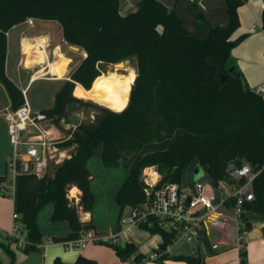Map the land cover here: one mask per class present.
<instances>
[{
	"label": "trees",
	"instance_id": "1",
	"mask_svg": "<svg viewBox=\"0 0 264 264\" xmlns=\"http://www.w3.org/2000/svg\"><path fill=\"white\" fill-rule=\"evenodd\" d=\"M246 1L225 0L227 23H209L207 35L200 37L185 26L177 7L169 9L160 0H140L135 10L125 14L121 0H0V82L12 109L21 107L25 99L7 72L8 34L30 19L58 21L65 42L86 51L62 80L54 105L43 111L59 122L68 117L71 108L95 109L94 118L79 123L73 131L66 144H75L74 152L53 175L38 178L20 173L15 178L14 210L31 241L25 251L36 250L42 243L37 216L50 203L54 204L51 220L68 221L71 227L67 236L54 241L74 240L82 230L95 229L92 221H82L80 215L81 211L92 212L96 201L88 167L94 156L108 167L120 166L126 153L136 156L116 193L120 215L126 207L144 201L143 171L148 167L157 168L162 183H181L196 160L217 182L226 177L230 161L248 162L258 172L255 198L248 209L264 219V95L251 88L231 63L232 49L246 37L233 38L241 26L239 7ZM197 16L205 19L201 10ZM127 58L137 59L138 73L126 108L116 111L77 93L81 85L92 90L109 64ZM5 179L6 175L0 176V181ZM73 187L81 191L78 202L69 196ZM154 232L165 238L163 247L173 243L170 233ZM0 245L14 259L11 242ZM114 249L122 260L134 256L141 262L144 257L135 242L114 245ZM243 255L245 258V251ZM165 257L206 264L202 255ZM0 264L4 263L0 260ZM54 264L97 262L80 255L74 263L58 257Z\"/></svg>",
	"mask_w": 264,
	"mask_h": 264
},
{
	"label": "built area",
	"instance_id": "2",
	"mask_svg": "<svg viewBox=\"0 0 264 264\" xmlns=\"http://www.w3.org/2000/svg\"><path fill=\"white\" fill-rule=\"evenodd\" d=\"M198 3L203 5L201 1ZM256 92L263 94L264 84ZM24 99L21 107L9 108L4 113L7 134L13 146V160L10 163L14 175L11 187L13 195L18 174H30L38 178L53 175L58 166L74 152L73 145L66 143L72 139L78 124L94 118V114L81 112V120L77 124H68L66 118L57 122L43 110L35 109L26 93ZM148 168L144 170L143 177L145 199L139 206L124 209L117 232L100 235L94 229L82 230L78 238L66 242L67 246L82 248L90 242L120 245L134 242V238L147 234L159 238V242L148 253H142L144 257L141 262L132 256L130 260L133 264L168 260L165 256L172 255L173 246L180 241H204L205 244V241L213 240V248L236 249L241 260L244 259L243 252L249 232L247 214L251 212L248 204L255 198L253 186L258 176L250 163L230 161L225 178L213 181L212 184L194 181L185 187L177 182L162 183V175L157 169V179L150 182L147 177ZM69 196L79 201V196ZM13 218L17 221L21 216L15 212ZM134 228L140 231L134 233ZM155 229L170 233L173 243L163 247L165 238L161 232H154ZM212 232L216 233L215 239ZM1 242H11V246L19 248L31 244L23 225L17 223L11 229H5L0 224Z\"/></svg>",
	"mask_w": 264,
	"mask_h": 264
},
{
	"label": "crops",
	"instance_id": "3",
	"mask_svg": "<svg viewBox=\"0 0 264 264\" xmlns=\"http://www.w3.org/2000/svg\"><path fill=\"white\" fill-rule=\"evenodd\" d=\"M121 1H122L121 12L125 14L128 13L129 11L135 10L140 0H121ZM160 1H162L165 5H167L169 9H173L174 7H177L179 14L184 19L185 26L193 34L200 37H204L207 35L209 31V23L225 25L228 21L225 0H195V1L189 0L195 6L197 5L202 9L205 19L200 18L201 22H207V24L206 23L199 24L200 26L196 25L193 27H188L186 25V21L184 17L186 7L180 3V0H160ZM198 1H201L203 5H200ZM263 10H264V0H247L243 5L239 7L241 26L236 31L233 38H237L242 34H246V37L232 49V55H231V63L237 68L238 71H240L243 74L248 85L255 90L259 86L264 84V27L262 25ZM30 21L38 22L39 20L30 19ZM50 37H51L50 33H48V31H45V29H39L37 31L35 30V32H33L30 35L22 34L19 40L21 58L18 64H21L23 66L22 62L24 59L25 44L27 42H33L42 39L45 40L46 42L45 50L47 54L46 60L48 62L40 65H42L41 69L44 68L48 69L47 68L48 63L51 61L49 59V54L47 49V46L49 45ZM61 37H63V41H64V36ZM57 47H59L61 49L60 51L63 53L61 60L64 59L65 57L70 59V61H68L65 66V70H66V68L70 64L68 68V72L65 75V77L54 78V77H47V75L42 77H36L35 76L36 65L35 67L32 68L25 67L26 71H29V69H33V68H35V70L34 73L30 74V78L25 87H22L20 84L19 85L17 84L23 90L24 93L26 94L28 93L31 83L34 82L35 80L48 79V80H55L62 82V80L68 78L67 77L69 76L68 73L73 70L71 69V66L75 61L74 56L66 51V48H64V43L57 42L54 45V49H53L54 59L56 57ZM83 51L85 53L84 55L86 56V51L85 50ZM7 64H8V58H7ZM123 75H127V73ZM136 76H137V70H136ZM133 79L134 77L132 78V85H133ZM79 85L81 84L77 83V86ZM130 94H128L126 97L127 102H128V96ZM9 108H12L11 101H10V105L6 108V110ZM38 110H42V109H38ZM74 188H77V192L75 194H72V190ZM72 190H71V196H79L81 194V191L78 187H73ZM14 213H15L14 195L12 194V191H11V196L7 197L4 195V192L1 189L0 190V224L2 225V227H4L5 229H11L14 223L21 224L20 220L17 221L14 220L13 218ZM40 213L41 212H39L37 216V222L43 235V241L41 244H39L40 246H37L36 250L27 252L23 248H19L12 245L11 249L14 252V259H13L12 256L4 249V247L0 245V260L4 264H11L12 262H13L12 264H54V260L58 257L61 258L64 262L74 263L80 255L95 260L97 264H133L131 260H127V261L122 260L117 255L116 250L114 249V245L101 243V242H90L87 246L82 248H70L67 246L66 242L54 241L55 237H65L71 232L70 224L68 221L53 222L51 220L53 214L52 211L48 217L49 218L48 223L42 226ZM81 215H82L81 216L82 221L85 222L92 221L95 224L96 227L94 230L97 233L108 234L105 232V228L100 227L95 222L93 211L82 212ZM247 225L249 232L245 244V258H244L245 263L242 262L238 250L227 249V248L217 250L212 247L213 243L210 241H205L206 244L205 245L203 243L204 238L202 240L203 242H195L197 244L198 249L202 245H204V247L206 248L204 253H202L200 249L199 251H193L191 253H183V252L174 253L172 250V255H180V254H190L193 256L202 255L205 259L206 264H264V219H262L258 214L254 212H249L247 214ZM143 236H145L144 238L145 240L141 241L140 238H142ZM143 236L134 238V242L138 247V251L140 253L146 254L151 249H153V246L155 245L156 242H159V238L157 237L155 238L147 234H144ZM213 236L215 239L216 233H214ZM142 264H190V263L182 260L168 259V260H159V261H148Z\"/></svg>",
	"mask_w": 264,
	"mask_h": 264
},
{
	"label": "rangeland",
	"instance_id": "4",
	"mask_svg": "<svg viewBox=\"0 0 264 264\" xmlns=\"http://www.w3.org/2000/svg\"><path fill=\"white\" fill-rule=\"evenodd\" d=\"M180 3L186 7L184 17L186 25L188 27H193L196 25L200 26L199 24L205 23L207 24V22H201V19L197 16V11H202L199 6H195L189 0H180ZM39 29H45V31H48V33H50L51 37L49 39V45L47 46V49L49 59L51 61L54 59L53 49L54 45L57 42L64 43V48H66V51L74 56L75 61L72 64L71 69L74 70L78 66L82 58L85 56L83 50H76L67 43H65V40L63 41V37H61L63 36L62 25L58 21L39 20L38 22H31L30 20H28L27 22L14 27L8 34L9 50L7 72L10 77L22 87L26 86L30 78V74L34 73L35 68L26 71L25 67H23L21 64H18L21 58L19 40L22 34L30 35L35 32V30L37 31ZM49 64L50 62L48 63V66ZM69 65L63 74L55 77H65L68 72ZM128 67H130V70L134 72L135 77L136 70L138 73V65L136 58H134L132 62L126 67L127 69L114 68L113 64H109L106 67V72H113L116 70L118 73L121 72V74H126L128 73ZM41 68L42 65H37L35 71H38ZM72 71H70L68 75H70ZM45 75H47V77H53L49 69H46L45 71L39 73L40 77ZM61 86V81L48 79L35 80L30 85V88L27 93V98L35 109H48L54 105L55 95L57 91L61 88ZM85 91V88H83L82 86L77 89V93H79L80 96L81 93H83V98H85ZM9 105L10 97L4 85L0 82V176L6 175V179L4 181H0V188L3 190L4 195L7 197L11 196V187L14 181L13 171L10 167V163L13 160V146L9 140L6 131V121L4 116L5 110ZM81 112L92 115L95 113V109L90 107H76L74 109L71 108L68 117L66 118L67 123L77 124L78 121L81 120ZM75 147L76 145H73L72 151L75 149ZM135 157L136 156L133 152L126 153L122 163L120 164V166L117 167H108L103 165L102 160L99 156L92 157L88 162V167L93 174L91 189L96 197V201L93 208L94 219L100 227L105 228V232L108 234L117 232V229L120 226V206L116 201V193L128 177L131 167L130 164L135 161ZM147 171L153 172L154 170L150 169ZM199 180L206 184L213 183L212 177L204 171L202 166L196 160H194L186 169V172L182 177L181 184L183 187H185L191 185L194 181ZM53 208L54 204L50 203L40 211L42 226L48 223V217L53 211ZM139 231V228L133 229L134 233H138ZM213 235L214 232H212V237L214 239ZM144 238L145 236L140 238V240H145ZM214 248L217 250L219 249L216 246H214ZM199 249L202 253H204L206 248L204 247V245H202ZM199 249L197 248V244L195 242L188 243L186 241H180L176 243L172 248L174 253H191L193 251H199Z\"/></svg>",
	"mask_w": 264,
	"mask_h": 264
},
{
	"label": "bare ground",
	"instance_id": "5",
	"mask_svg": "<svg viewBox=\"0 0 264 264\" xmlns=\"http://www.w3.org/2000/svg\"><path fill=\"white\" fill-rule=\"evenodd\" d=\"M45 45L46 42L42 39L27 42L25 44L24 59L22 62L23 66L26 68H32L35 67V65L37 66L47 63ZM60 50L61 49L57 47L56 57L53 61H50V64L47 67L53 77L63 74L67 62L70 61L69 58H64V55V59L61 60L63 53ZM45 69L46 68L36 71L35 76L40 77L39 73ZM130 69L131 68L128 67L129 73H127V75L119 74L116 70L113 72L103 73L94 81L92 90L85 91V98L116 111L123 110L128 104L126 97L130 94L132 78L134 77V72ZM150 168H154V170H156V167L154 166ZM153 172L147 171V177L150 182H153L158 177V174ZM76 192L77 188H74L72 190V194H75Z\"/></svg>",
	"mask_w": 264,
	"mask_h": 264
},
{
	"label": "water",
	"instance_id": "6",
	"mask_svg": "<svg viewBox=\"0 0 264 264\" xmlns=\"http://www.w3.org/2000/svg\"><path fill=\"white\" fill-rule=\"evenodd\" d=\"M71 47H73L76 50H80V47H77V46H74V45H71ZM131 62H132V59L131 58H127V59L122 60V61H120L118 63H114L113 65H114V68L125 69Z\"/></svg>",
	"mask_w": 264,
	"mask_h": 264
}]
</instances>
